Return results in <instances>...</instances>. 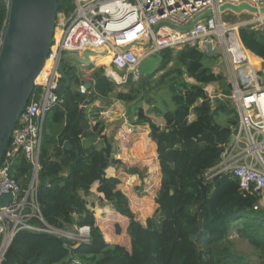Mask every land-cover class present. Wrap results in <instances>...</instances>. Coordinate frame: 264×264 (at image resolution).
Returning a JSON list of instances; mask_svg holds the SVG:
<instances>
[{"label": "trees", "instance_id": "16d2710c", "mask_svg": "<svg viewBox=\"0 0 264 264\" xmlns=\"http://www.w3.org/2000/svg\"><path fill=\"white\" fill-rule=\"evenodd\" d=\"M73 8V0H67L62 7L66 12ZM8 12L7 4L0 0V49ZM240 38L248 50L264 58L263 30L242 27ZM158 54L161 63L157 71L165 73L156 85L168 83L175 107L164 114V128L153 123L142 108L138 111V123H149L150 137L157 143L161 171L155 200L158 207L146 225L138 220L129 198L118 188L120 180L106 175L112 163H120L111 158V141L106 140L104 147H85L82 143L88 134V120L80 116L83 100L96 97L110 101L113 96L132 102L141 91L116 93L117 85L103 75L101 67L92 74L96 85L89 95L72 87L56 90L64 104L52 107L45 116L38 185V203L46 222L61 228L88 225L90 240L71 245L54 234L22 229L8 249V264H248L232 249L233 229L264 259L263 216L254 208L261 196L244 194L231 173L206 177V172L221 161L239 126L237 109L229 98L231 85L226 75L213 68L217 51L203 52L198 46L187 44ZM104 60L108 63L110 58ZM93 67L94 64L88 66ZM65 68L69 71L74 67L66 64ZM186 76L197 83L188 82ZM73 80L78 86L83 84L77 75ZM151 83L147 80L142 89L147 92ZM212 83L220 84L225 96H210L206 87ZM42 90V85L35 86L37 97ZM102 111L98 108L95 116ZM192 114L195 119L190 121ZM219 118L225 123L218 122ZM11 175L22 188H27L31 164L21 151ZM95 182L104 198L129 219L131 250L105 240L88 199ZM106 236L109 238L108 233ZM65 244L72 247V252Z\"/></svg>", "mask_w": 264, "mask_h": 264}, {"label": "built area", "instance_id": "2783aa9c", "mask_svg": "<svg viewBox=\"0 0 264 264\" xmlns=\"http://www.w3.org/2000/svg\"><path fill=\"white\" fill-rule=\"evenodd\" d=\"M4 2L9 8L11 1ZM228 2H246L259 12L220 11V6ZM73 4V10L58 12L44 74L37 80L43 90L38 97L33 92L1 163L0 197L12 193L13 199L7 206H0V264H8V249L22 229L54 234L70 241L71 245L90 240V226H52L44 219L38 203L45 116L52 107L64 104V98L56 92L60 82L56 63L65 52L95 50L99 54L92 56V60L108 56L110 65L118 71L113 81L125 85L138 82L143 76L142 61L164 49L189 44L198 46L203 52L217 51L224 59L226 77L231 85L229 98L237 109L239 126L233 134L234 140L225 147L221 161L206 172V177L212 179L222 173H231L238 179L244 194L264 192V84L258 82L254 64L239 36L240 29L245 26L264 31V14L260 12L264 0H73ZM209 9L211 13L187 31L170 25L155 30L161 21L184 27ZM226 14L249 18L231 21L225 19ZM129 44L133 47L123 48ZM80 92L91 93L83 84ZM100 116L110 117L111 112L102 111ZM20 151L31 164V177L25 189L11 175Z\"/></svg>", "mask_w": 264, "mask_h": 264}, {"label": "crops", "instance_id": "0c3cea01", "mask_svg": "<svg viewBox=\"0 0 264 264\" xmlns=\"http://www.w3.org/2000/svg\"><path fill=\"white\" fill-rule=\"evenodd\" d=\"M245 49L248 51V56H250L256 69L258 82L264 84V58L255 55L246 47ZM251 55L255 57L256 62ZM98 59L99 58L96 57L92 60L94 67L91 69H89L88 66L78 63L74 59H66L64 64L74 67L76 69V75L82 79L83 83L92 84L91 88L88 90L95 88L96 81L92 74L101 67L104 69L103 75L117 85V83L113 81V78L117 76L118 71L115 67L110 65V62L104 63L105 60L100 61ZM223 60V57L218 54L217 61L213 68L216 73L221 72L226 75V66H222ZM171 66H173V64L169 65L168 70ZM244 68L246 70L250 69L247 66H244ZM156 71L143 74V76H148V81L152 80L149 86L150 89L147 92L141 88V79L138 82H129L127 86L125 84L115 87L116 93L123 92L128 94L138 89H141V91L143 90L144 95L137 104H129L130 102H126V104L123 105L120 100H117L113 96L110 101L95 97L84 111V116H86L88 120V134L82 138L83 145L85 147L92 145L100 147L98 145L99 138H103L105 143L106 140L111 141L112 147H115L112 159L120 160V163H112L106 169V175L108 177H116L120 180L118 188L129 198L132 210L143 225H146L145 222L148 217H150V214L147 213L148 208L150 207L154 213L158 207L155 200L161 186V171L158 160L157 143L150 137L149 123H138V111L142 108L145 115L153 123L164 128L166 126L164 114L175 107V105L172 106V104H170L173 99L169 92L168 83L156 85L165 71ZM59 80L61 81V76ZM186 80L193 84L197 83L196 80L187 76ZM71 87L76 91H80V86L74 84V80H72ZM206 90L212 97L223 94V89L220 84L217 83L207 85ZM80 107H82V104ZM98 108H102L103 111L109 110L111 116L107 118L100 115L98 117L95 116ZM189 119L190 121L194 120L195 115H190ZM97 132L99 136H96ZM65 172L64 175L68 173L67 170ZM98 186V182L92 185L91 194L88 196V199L93 204L92 209L95 212L96 222L102 229L105 240L110 244H119L131 250V238L126 234L129 219L120 214L115 209L114 205L104 198V194L98 191ZM260 196L261 198L257 204L258 208L256 210H259L263 216L262 222L264 227V192ZM139 201L140 203H146L144 204L146 211L141 209L143 206H138ZM136 210L143 215H137ZM117 227L119 228L118 230L121 231L120 234L118 233ZM107 233L109 234V238L106 236ZM235 233L236 229H233L230 234V239ZM125 236L127 237L124 238Z\"/></svg>", "mask_w": 264, "mask_h": 264}, {"label": "water", "instance_id": "95a60500", "mask_svg": "<svg viewBox=\"0 0 264 264\" xmlns=\"http://www.w3.org/2000/svg\"><path fill=\"white\" fill-rule=\"evenodd\" d=\"M10 1L8 23L4 30L0 49V167L13 131L18 127L20 116L29 103L35 86L38 84L37 80L44 74L56 29L58 12L67 0ZM219 9L222 12L231 10L236 14L243 11L259 12L258 8L246 2L240 4L228 2L222 4ZM260 12L264 14V7H261ZM210 13V9L206 10L184 27L161 21L155 26V30L157 31L162 25H170L182 31H187L197 21ZM131 47L133 45L129 44L123 48L129 49ZM98 54L95 50L85 49L82 53L65 52L61 55L56 63V71L61 76V81L57 84L56 90L67 91L76 75L75 68L69 71L66 70L64 64L66 59H74L84 66H90L93 64L91 57L98 56ZM222 66H225L224 61ZM147 80L148 76L141 78V88L144 87ZM83 86L89 89L92 84L83 83ZM143 95L144 91L142 90L140 96L129 104H137ZM92 100H94V97L82 101L80 116L84 115L85 108ZM120 102L123 105L126 104L124 100H120ZM96 136H99L98 132ZM233 140L234 136L231 137V141ZM98 145L104 147L105 140L99 138ZM114 152L115 147L113 146L111 158H113ZM12 199V193L1 196L0 206H7ZM65 248L72 252V247L68 244H65Z\"/></svg>", "mask_w": 264, "mask_h": 264}, {"label": "rangeland", "instance_id": "374dc122", "mask_svg": "<svg viewBox=\"0 0 264 264\" xmlns=\"http://www.w3.org/2000/svg\"><path fill=\"white\" fill-rule=\"evenodd\" d=\"M228 15L229 14H226V17H228L227 19H230L231 21L232 20L233 21H237V20H243V19H248L249 18L247 15H241V16L240 15H235L234 16L233 14H232V16L231 15L228 16ZM176 49H179V48H176ZM105 58H109V57L106 56ZM105 58H99L98 60L101 61V60H104ZM160 63H161V56L158 53L157 54L150 55L149 57H147L146 59H144L142 61L141 65H140V69H141L142 74H145L147 72L153 73L154 71H156L159 68ZM172 64H173V62L170 65H172ZM127 85H129V84H126V86ZM170 104H172V106L175 105L174 104V101H171ZM221 117H224V116H221ZM217 121L218 122H221V123L222 122L225 123V121H223V118H219V119H217ZM130 197H132V196L130 195ZM132 199H133V197H132ZM144 204H146V203H144V202L143 203H140V201L138 202V206L139 207L143 206L141 209L143 211H146ZM136 211H137L136 212L137 215L138 214H142V213H139L138 210H136ZM147 213H149L150 214V217H151L153 215V210L149 207ZM144 214H146V213H144ZM141 217H143V216H141ZM118 229L119 228L117 227V230ZM120 232H119V234H120ZM126 234L129 236V234L127 232H126ZM126 237L127 236H125L124 238H126ZM231 241H232V245H231L232 246V249L236 253H238L239 255H241L242 258H243V260H245L248 264H264V259L260 258L257 255L256 249L245 238H243L242 236H240V234L238 233V231H236V233L232 235Z\"/></svg>", "mask_w": 264, "mask_h": 264}, {"label": "bare ground", "instance_id": "6f19581e", "mask_svg": "<svg viewBox=\"0 0 264 264\" xmlns=\"http://www.w3.org/2000/svg\"><path fill=\"white\" fill-rule=\"evenodd\" d=\"M252 56V55H251ZM106 57V56H105ZM108 57V56H107ZM253 57V56H252ZM254 58V61L256 62V60H255V57H253Z\"/></svg>", "mask_w": 264, "mask_h": 264}]
</instances>
